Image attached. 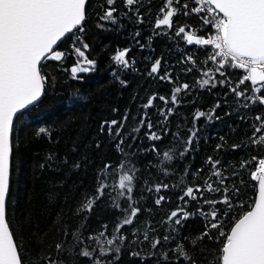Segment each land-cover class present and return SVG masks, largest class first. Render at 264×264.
I'll use <instances>...</instances> for the list:
<instances>
[{
  "label": "snow or ice",
  "instance_id": "snow-or-ice-1",
  "mask_svg": "<svg viewBox=\"0 0 264 264\" xmlns=\"http://www.w3.org/2000/svg\"><path fill=\"white\" fill-rule=\"evenodd\" d=\"M153 3L0 0V264H122L124 255L131 264H264V0H160L155 12ZM126 22L133 25L132 43L117 46L111 55L113 81L127 87L126 74L139 71L136 58L129 56L135 45L148 51L143 57L149 61L147 71L141 75L170 85V95L152 92L137 113L125 109L119 120L100 122V132L115 140L120 157L116 162L95 165L86 154L70 162L68 154L61 157L56 152L35 162L34 172L68 168L65 179L48 191L50 203L58 200L68 175L81 171L87 175L91 166V190L81 191L73 212L84 224L71 225L58 213L51 230L59 238L52 239L48 230L17 217L23 160L17 124L31 118L32 110L50 93L58 94L60 75L83 82L96 71L99 61L90 56L88 43L91 27L122 30ZM157 39L166 41L176 54L154 55ZM190 76L194 83L188 82ZM214 89L221 98L206 110L194 109L187 136L179 124L173 131L170 118L188 102L185 97ZM71 95L88 99L79 89ZM222 104L227 109L223 115L235 116L250 132L239 142L219 136L212 148L216 155H206L199 167L186 164L179 172L166 167L174 157L192 158L194 144L200 141L196 122L220 120L217 110ZM149 109L156 114L155 121ZM235 126L229 125L231 130ZM169 135L170 148L165 146ZM35 136L54 142L48 127L40 126ZM144 138L150 142L147 146ZM95 148H101L99 140ZM238 149L246 151L247 158L234 165L222 160V152ZM69 151L77 153L78 144L73 142ZM141 157L145 170L156 168L164 177H179L170 182L144 180L152 206L141 203L142 193L134 194ZM248 189L253 196H248ZM172 190H178V203L157 217L155 210L172 199L164 193ZM105 200L118 213L116 221L110 230L104 222L98 231H87L93 209ZM192 219L201 226L189 232ZM208 245H215L210 259Z\"/></svg>",
  "mask_w": 264,
  "mask_h": 264
},
{
  "label": "trees",
  "instance_id": "trees-1",
  "mask_svg": "<svg viewBox=\"0 0 264 264\" xmlns=\"http://www.w3.org/2000/svg\"><path fill=\"white\" fill-rule=\"evenodd\" d=\"M160 0H154L153 12L156 11ZM96 3V0H93ZM183 22V20H181ZM195 24V21H193ZM133 31V25L125 23L122 30L113 29L112 31H101L95 27L90 28L88 43L91 45L90 56L97 58L99 63L95 72L86 76L83 82H76L66 80L64 75H60V82L58 84V94H49L37 108L32 110L31 118L26 117L23 122L17 124L15 135L20 139V152L23 157L20 163L19 173V204L16 209L17 217H27L31 227L48 230L52 239L59 238V234L52 232L51 226L56 214L63 213L65 218L71 225L84 224L83 221L73 212L76 208L80 193L84 188L89 191L92 187L91 166L89 167L87 175L83 171L79 174L71 173L67 176L63 188L58 191L59 198L54 203H50L47 199L48 191L56 184L57 181L65 179V174L68 172L67 167H63L61 171L40 172L35 170V162L42 159L48 152H56L58 156L68 154L70 162L78 159L81 155L86 154L95 165H99L102 160H111L116 162L120 159L119 154L114 148V138L109 137L107 133L100 132V122L102 120H119L123 115L125 109H129L131 113H137L139 105L144 102V99L152 92H158L162 95H170V85L164 82H158L146 75H141L147 71L149 64L148 60L143 59L148 55V51L141 52L135 45H132V51L129 53L130 57H135L137 61L138 72L129 71L126 74L128 86L122 87L115 83L110 75V60L111 55L114 54L117 46L124 47L130 45L131 38L129 33ZM67 47V45H65ZM156 52L158 55L161 52L175 55L176 50L171 49L166 41L157 39L154 42ZM72 62L71 58L68 63ZM50 70L54 71V65H50ZM188 82L194 83V77H188ZM79 89L80 93L87 96L88 99H79L73 97L71 93ZM221 96L217 90L212 92L194 91L190 96L185 97L187 103L178 108V114L171 119L173 131H176L177 124L180 125V131L183 136H187L186 129L192 126V113L195 108L206 110L216 99ZM231 102V96L228 97ZM160 103V102H158ZM118 109L113 112L112 109ZM227 110L223 104L221 109L217 110L220 115V120L207 122L203 119L196 122L199 128L200 141L194 144L197 149L190 154V160L185 158L180 161L175 158L166 167H174L178 172L183 169L186 164H190L192 168L199 167L203 164L206 155H216L212 152L214 144L218 142L219 136L223 135L229 140V143L242 138L245 132H250L243 124L236 121V117H226L223 112ZM153 113L151 118L153 121L157 119L156 114ZM132 124L130 119L126 125L128 129ZM229 125H236L234 130H231ZM40 126L50 128L54 133V142L49 143L46 138H38L35 132ZM143 129H141V137H143ZM59 142L56 143V138ZM99 140L101 148H95L96 141ZM76 142L78 144V152L73 154L69 151V146ZM150 142L144 138L143 144L147 146ZM165 146L173 147L171 136L166 137ZM248 153L244 150L238 149L235 152L227 150L221 153V158L224 162L230 165L236 164L240 159L247 158ZM151 159V157H148ZM137 165L141 168L138 176L141 178L137 182L135 195L143 194L144 199L141 203H146L152 206L151 194L144 191L143 182L149 179L153 182L163 179L164 182H170L179 177H164L156 168L147 169L145 158L137 159ZM15 177V173H14ZM190 179V177H189ZM247 179V176H245ZM248 196H253L251 189H248ZM171 196V202L163 208L156 209V216L159 217L174 208L178 201L176 195L178 190H172L164 193ZM122 203V202H121ZM118 213L112 207L110 200H105L98 207L94 208L86 224L87 231H98L102 223L107 222L109 230L112 224L116 221ZM201 226L198 219H192L188 222L187 231L194 232ZM209 251V259L211 252L215 249V245L206 246ZM122 264H131V258L127 255L122 256Z\"/></svg>",
  "mask_w": 264,
  "mask_h": 264
}]
</instances>
